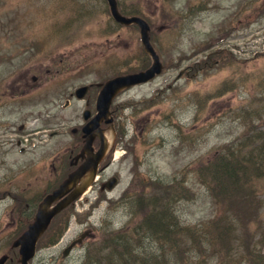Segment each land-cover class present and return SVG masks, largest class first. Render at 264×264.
Instances as JSON below:
<instances>
[{
  "label": "rangeland",
  "instance_id": "obj_1",
  "mask_svg": "<svg viewBox=\"0 0 264 264\" xmlns=\"http://www.w3.org/2000/svg\"><path fill=\"white\" fill-rule=\"evenodd\" d=\"M117 1L149 22L150 42L163 70L114 98L113 115L121 135L109 166L69 207L71 214L63 212L54 219L30 264H81L83 247L62 257L70 240L91 230L89 244L111 229L128 230L149 210L150 200L154 210L164 209L171 216L170 229L180 228L172 237L182 251L203 245L201 264H264L263 218L246 221L245 226L237 223L233 236L221 245L222 259L209 242H199L200 230L225 204L245 208L250 215L264 212L263 176L254 172L241 189H223L219 183L208 186L203 174L205 162L215 153L224 147L234 152L245 135L264 130V54H259L264 44L256 43L264 41V0ZM220 32L230 33L220 41ZM150 64L137 27L115 24L104 0H0V107L24 102L9 106L20 107L9 115L14 133L2 136L0 127V257L9 256L4 264H18V251L9 249L10 244L36 212L33 208L28 220L23 215L17 220L23 206L15 198L47 190L45 185L24 194L26 183L17 186L24 170L31 187L39 184L32 174L47 176L52 147V188L62 181L71 170L68 153L77 137L71 129L84 122V109L94 113L98 84ZM33 75L37 82H52V141L39 149V142L31 145L22 136L33 124L25 106L35 102L39 108L43 103L42 90L21 94L23 84H34ZM84 84L90 85L89 92L77 99L74 90ZM11 87L19 92L11 95ZM254 139L253 144H260ZM112 178L116 184L107 188ZM101 185L107 191L101 192ZM136 197L141 204L135 208L125 203ZM141 245L158 249L147 239Z\"/></svg>",
  "mask_w": 264,
  "mask_h": 264
},
{
  "label": "trees",
  "instance_id": "obj_2",
  "mask_svg": "<svg viewBox=\"0 0 264 264\" xmlns=\"http://www.w3.org/2000/svg\"><path fill=\"white\" fill-rule=\"evenodd\" d=\"M124 7L126 8V6ZM126 12L140 15L139 11L133 9H127ZM252 137H255L254 140L259 141L260 144H253L250 141ZM238 144L239 146L234 152H228L226 150L228 148L224 147L219 154L215 153L205 162L206 167L203 174L208 186L219 183L223 189L230 186H239L238 189H241L246 184L244 181L248 175L255 172L258 177H264V130L256 134L252 131L250 135H245ZM241 150H243L242 155L238 153ZM238 196L234 197V202ZM129 200L130 198L126 203L132 208L141 204V198L136 197ZM222 203L220 201L218 204ZM147 205L149 210L144 216L137 218L139 222L134 223L132 228L104 232L98 239L91 242L84 258V264H189L190 262L201 264L200 258L206 255L200 247L203 245L199 244L195 250L184 247L182 251L181 247H178L177 239L172 237L179 235L180 228L170 229L173 226V223L169 222L171 216L164 209L154 210L156 208L154 204H151V200L147 201ZM221 208V212H218L219 214L215 216L213 222L206 224L200 230L199 242H209L214 251H218V257L222 259L224 254L221 245L233 236L237 223L245 226L246 221H253L255 218L260 221L262 218L264 219V212L250 215V213H244L245 208L235 206V209H232L227 204ZM58 215L55 217L56 219H58ZM65 226L66 223L61 227V231L65 229ZM184 234L187 235V232ZM146 239L155 243L158 249L150 251L142 246L141 240ZM140 259L142 260L139 262Z\"/></svg>",
  "mask_w": 264,
  "mask_h": 264
},
{
  "label": "water",
  "instance_id": "obj_3",
  "mask_svg": "<svg viewBox=\"0 0 264 264\" xmlns=\"http://www.w3.org/2000/svg\"><path fill=\"white\" fill-rule=\"evenodd\" d=\"M106 1L109 6L110 14L116 22L122 25L136 24L139 27L144 52L151 57L152 62L144 71L118 75L104 82L96 97V114L82 128L85 138V149L91 146V142L94 138L93 134L95 133L93 131L97 130V134L100 133V122L102 120L105 122L111 121L109 118V107L113 97L119 91L131 85L145 83L153 78L154 75L159 74L162 70V64L159 57L149 42V27L146 21L137 16L122 15L118 11L116 0ZM85 91V86L78 88L75 91L76 97H83ZM89 116L90 112L85 110L83 112L84 119H87ZM103 148L104 147L102 146L96 153L88 152L86 161L76 170L69 173L67 178L39 203L33 221L29 223L27 228L12 242V247L18 248L19 264H28V261L33 258L35 254V245L39 236L47 228L52 217L60 212L68 203L78 197L91 183L95 175L96 165L103 156ZM110 186L112 185L109 184V187ZM55 201L57 202L51 207L50 205ZM7 258V255H2L0 257V264H4Z\"/></svg>",
  "mask_w": 264,
  "mask_h": 264
},
{
  "label": "flooded vegetation",
  "instance_id": "obj_4",
  "mask_svg": "<svg viewBox=\"0 0 264 264\" xmlns=\"http://www.w3.org/2000/svg\"><path fill=\"white\" fill-rule=\"evenodd\" d=\"M20 77H24V76H20ZM20 79H23V78H20ZM37 80H38L37 77H35L34 80L32 79V81L34 82L33 85L28 84V83L23 84L24 82H22L23 90L21 94L31 89H35L38 91L42 90L40 91V95H41L40 99L43 100V103L39 108H37L38 103H35V102L33 103L28 102L27 105L25 106L24 109L28 112V119H31L33 124H31L32 125L31 127L26 128V132L22 136H27L28 142L31 145H33L35 142L36 143L39 142V144H37V148L39 149L43 144L47 145L48 142L52 141V82H49L46 84V80L42 81L41 78H40L41 81L37 82ZM9 90H10L11 95H13L15 91L19 92V90L14 89V87L9 88ZM6 103H8L7 108H4L5 103L0 107V121H1L0 127L3 128L2 136H5V137L9 133H14L11 130H13L12 128H14L15 122H12L11 119H9V115H11L12 112L15 111L16 109L20 108V107H17V108L9 107V106H13V105L21 106L24 102L23 103L6 102ZM114 121L115 119L112 120L111 124L101 123L100 127L103 130L102 132L103 140L99 138L98 136H96L95 134H93V136L95 137L93 138L91 142V146L86 149L84 148L85 139L81 131V126H79V128L71 129V132L75 136L77 135V137H75V139L72 141L71 150L68 153L69 167L71 168L70 172L73 170H76L80 165H82L86 161L88 157V152L96 153L99 151V149L102 146L104 147L103 156L96 165V174L98 173L101 174L104 172V170L110 164L109 156L115 144V140L117 139V136L119 134L118 124H116ZM21 150H23V148H21ZM37 156H38V159L41 158L40 153ZM48 159H49V162L47 166H48L49 171L47 173V176H46V173H43L42 177H39L40 174L38 173V171L37 173L32 174L34 176H38L37 180L39 181V184L32 185L33 188L31 187L32 181L29 182V180H27V177L29 176V172L26 171L27 168L24 170L23 176L21 175L22 178L19 179L20 183L17 186H20L21 184L26 183V186L23 188L24 190L21 189L24 194H27V191L29 193L38 191L44 188L45 185H47V190L46 192L43 193V195L40 194V195H36L33 197H29V196L27 197L28 195L27 194V195H21L20 198H15L16 203L19 202L23 206V209L21 210V212L20 213L17 212V220H20V217L22 215L25 217L26 220H28V218L31 216V212L34 210L33 208L37 207L38 202L41 201L45 195L52 193V191L59 185L57 184L52 188V147H51V150L49 151ZM69 173H67L66 176ZM101 189H103V186H101Z\"/></svg>",
  "mask_w": 264,
  "mask_h": 264
}]
</instances>
